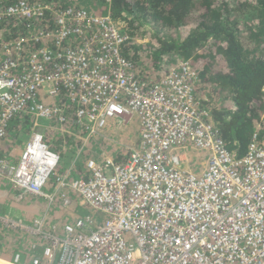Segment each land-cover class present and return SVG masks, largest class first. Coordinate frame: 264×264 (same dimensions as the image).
<instances>
[{
    "label": "built area",
    "instance_id": "2783aa9c",
    "mask_svg": "<svg viewBox=\"0 0 264 264\" xmlns=\"http://www.w3.org/2000/svg\"><path fill=\"white\" fill-rule=\"evenodd\" d=\"M104 22L117 25L109 14L74 5L0 2V154L10 124L24 117L54 122L63 134L71 132L69 123L82 121L81 138L87 141L106 132L108 127H99L111 113L133 115L144 102L150 129L140 135L125 163L107 157L111 164L102 167L92 158L76 177L71 169L59 171L61 156L45 131L31 134L17 161L1 157L0 177L10 187L54 200L58 195L46 193L45 187L56 182L63 204L71 202L67 194L73 191L83 206L102 216H79L61 233L44 231V221L36 220L35 229L49 238L42 254L28 259L0 246V264H264V141L258 140L259 125L246 152L237 156L197 95L200 76L191 60L148 80L123 53L127 32L120 25L105 30ZM127 81L129 89L124 88ZM151 82L153 89L144 92ZM82 84L87 91L76 88ZM47 96L57 100L46 102ZM74 102L80 107L68 111ZM83 102L94 106L92 124L84 119L89 105ZM156 141L163 144L151 150ZM191 144L198 153L210 151L204 169L189 167ZM174 146H185L186 152L166 160ZM0 220L8 230L32 223L7 214ZM128 243L135 248L129 257Z\"/></svg>",
    "mask_w": 264,
    "mask_h": 264
},
{
    "label": "trees",
    "instance_id": "16d2710c",
    "mask_svg": "<svg viewBox=\"0 0 264 264\" xmlns=\"http://www.w3.org/2000/svg\"><path fill=\"white\" fill-rule=\"evenodd\" d=\"M18 1L0 0L5 5ZM30 1L51 2L62 8L72 6L66 4L70 0H60L61 6L57 4L59 0ZM98 2L93 0L96 9H86L92 14L111 15L127 32L129 39L123 53L140 75L151 73L159 78L155 73L163 71L174 54L193 55V66L200 76L197 95L210 109L227 147L242 156L255 132V127L250 129L255 122L259 124L258 140L264 141V0ZM67 110L73 111V108ZM15 122L19 123V119ZM68 128L74 132L79 130L76 123H69ZM80 146L76 144V148ZM3 147L0 158L7 157L8 147ZM54 149L63 157L64 147ZM121 157L124 161L120 163L125 162L127 158ZM15 232L27 233L20 228L13 229ZM8 237L5 234L2 241V236L0 245L9 242L10 252V244H16ZM40 237L29 236L37 242Z\"/></svg>",
    "mask_w": 264,
    "mask_h": 264
},
{
    "label": "rangeland",
    "instance_id": "374dc122",
    "mask_svg": "<svg viewBox=\"0 0 264 264\" xmlns=\"http://www.w3.org/2000/svg\"><path fill=\"white\" fill-rule=\"evenodd\" d=\"M98 2V0H97ZM61 6L60 0L57 1V4ZM99 3V2H98ZM66 4H72L76 7L81 6L84 8H94L97 7L94 5L93 0H70L69 3ZM172 60L167 65L165 69L161 72H156L155 74H159V78L164 74L166 71H169L172 67L177 65L179 62L186 61L188 59L191 60L192 64L195 61V57L192 55L191 57H184L181 54L173 55V57H170ZM208 59V58H207ZM142 63V62H141ZM148 80L158 79L154 77L153 74L147 73L144 75ZM46 102H51L54 100H57L56 98H51V96H47L43 98ZM264 114V113H263ZM15 121H13L14 123ZM12 123V124H13ZM257 122L254 123L253 127L251 126L250 129L255 127ZM56 126L54 122L48 121L44 118H39L37 122H35L34 117H24L19 119V123L13 124L12 129L8 130L7 132V139L6 147H8L7 150V156L10 157L13 160H16L18 156L21 154L24 145L26 144L27 140L31 137V134L35 131H45L47 134V138L50 140V144L53 147L61 146L64 147V150L72 149L70 152H66V155L63 158L62 164H67L62 166L61 165V171H64V169H71V175L75 176V172L82 171L85 167L86 161L89 159H96L99 163L104 162V158L100 156V158L97 156V154L100 155V151L102 152L106 150L107 156L114 158L116 161H124L121 156H127L130 147L136 146L137 139L139 141V131H140V119L139 117L134 114L132 116L131 120L129 122L124 121L120 118H113L108 122V125L104 128L107 130L103 134H96L94 136H91L90 139L83 140L81 136L83 134H79V136L75 139V137H72V134L65 133L63 134L61 130L54 127ZM103 129V130H104ZM80 133V132H79ZM70 138V140L67 141V138ZM83 138H85L83 136ZM77 142V143H76ZM69 144H72L73 146L68 147ZM77 145L80 146V154H75L76 148H73ZM9 145V146H8ZM53 147V148H54ZM83 147V148H82ZM191 147L194 148L193 145ZM82 148V149H81ZM191 155V156H190ZM206 154H199L197 152L193 153L191 152L188 156L189 157V167H192V169H196V171H199L201 169H204L203 166V156ZM105 156V155H103ZM70 163V166L68 165ZM69 166V167H68ZM0 183L2 184L5 181L0 178ZM51 183V182H50ZM56 182H53L51 186L57 187ZM6 184V183H5ZM20 190V189H16ZM53 190L46 191V193H52ZM23 192L22 190H20ZM62 193V192H61ZM61 193H58V196H55L54 200H50L46 195H37L39 198L46 200L42 203V205H38L42 200H38L36 198L34 202H38L37 206L34 208L35 210L39 209V216H36L34 219H32L29 222H32L29 224H35L36 220H43L44 221V231L46 232H52V233H61L63 230V227L65 224L70 223L72 221H75V219L79 216L86 217L87 215L99 217L101 214L99 212H93V210H89L85 208H77L75 212H73L72 207L75 205V203L79 205H83L81 203V200L79 196L75 192L68 191V196L71 200L69 204H63L62 199L59 197V195H62ZM26 195V196H25ZM24 198H22L21 195L17 196L16 200L17 203L14 204V206H11L10 204H5L6 207L1 208L0 212H7L10 217L14 216V209L20 210L21 208L17 207L20 204H25L28 201L29 203L32 202L30 200L29 195L25 193ZM27 201V202H25ZM25 202V203H24ZM38 213V212H37ZM4 215V214H2ZM0 214V216H2ZM25 223L27 221L23 220ZM4 226V225H3ZM35 226V225H34ZM5 227H2L0 224V238L2 241L4 240L5 234H8V238H12L11 240L14 241V243L17 245H20L21 247L16 246L17 248H23L25 247L28 252L34 255H41L42 250L44 246L40 243L42 239L41 237L38 239V242L34 238H29V236H35L30 234H21L18 232L13 233V229H7V231H4ZM17 228V227H16ZM47 242L49 243V238H45ZM9 242H6V244H2L0 246L7 247V244ZM25 243V246H24ZM4 247V248H5Z\"/></svg>",
    "mask_w": 264,
    "mask_h": 264
},
{
    "label": "bare ground",
    "instance_id": "6f19581e",
    "mask_svg": "<svg viewBox=\"0 0 264 264\" xmlns=\"http://www.w3.org/2000/svg\"><path fill=\"white\" fill-rule=\"evenodd\" d=\"M116 22V21H115ZM100 24V23H99ZM105 30H108V29H110V28H112V27H118L117 25H113V24H110V23H108V22H104V23H102V24H100ZM89 72H90V70H89ZM122 73H124V72H122ZM153 87H154V83L152 82V83H149V84H146L145 86H144V88H142V90L144 91V92H149V91H151L152 89H153ZM76 88H82V91H87L86 90V88H88V85H77L76 86ZM124 88H126V89H129V84H128V81L127 82H125L124 83ZM141 90V91H142ZM118 94L119 95H121V88H119L118 89ZM131 94H132V96H133V98H135V99H137L138 98V96H136L135 94H133V92H131ZM141 95L143 96V92H141ZM121 97V96H120ZM142 99V98H141ZM61 100V99H60ZM123 103H124V105H127L128 104V101L126 100V99H123ZM90 104V102H83L82 103V105H89ZM80 103L79 102H74V104H73V106H72V108H73V110H77L80 106ZM137 106H140V107H137L136 109H135V111H134V113H133V115L131 114V115H129V116H124V117H121L122 115L121 114H119V113H111L110 115H109V117H107V118H105L104 120H103V125L102 126H100L99 127V129L100 130H103L107 125H108V122L111 120V119H113V118H120V119H123L124 121H126V122H129L130 120H131V118H132V116H134V114H136L138 117H139V119H140V132H141V135L142 134H144L145 132H146V130H148V131H150V129H149V124H148V121H146V119L143 117V113H142V111H143V106H146V103H144V102H142V104H139V105H137ZM92 107H94V106H92V105H89V106H84V108L86 109V111H87V116H86V118H84L85 119V121H86V123H90V124H92V123H94L95 122V113H96V111L92 108ZM57 123H59V120H57L56 121V124ZM76 126L79 128V130L77 131V132H74L73 130H71V129H69L68 128V126H67V128L71 131L70 132V134H72V136H75L76 138L79 136V134H82L83 132H84V129H83V127H85V123L84 122H82V121H77L76 120ZM9 130V129H8ZM80 132V133H79ZM7 139V138H6ZM5 139V140H6ZM165 139V138H164ZM5 140H4V142H3V145H4V143H5ZM160 144H163V142H159V141H156L154 144H152V145H150V149L151 150H153L154 148H156V147H158V146H160ZM191 145H193V144H191ZM194 146V145H193ZM133 148H137V147H134V146H131L130 147V150H129V152H130V155H129V158H130V156H131V152H132V149ZM192 148V150L194 151V152H197L198 153V151H196V148L194 147H191ZM80 148H79V150L77 151V154H80ZM146 148H144L143 149V152L144 153H146ZM185 151V146H183V148L182 149H180V147L179 146H174V147H172V148H170V149H168V151H167V155H166V160H169L171 157H173V156H179L182 152H184ZM201 151H202V153H199V154H206V155H204L203 156V159H202V161H203V164H205L204 163V161L205 160H208L209 159V157L211 156V154H210V151L209 150H207V149H201ZM186 152V151H185ZM60 154V153H59ZM61 156V155H60ZM191 156V155H190ZM189 156V157H190ZM128 158V159H129ZM13 160V159H12ZM15 161V160H14ZM62 161H63V158H62V156H61V163L59 164V169H61V165L62 166H64V164H62ZM106 162H108L109 164H111V162H110V160L109 159H107L106 160ZM106 162L104 163V164H101L102 165V167H104L105 165H106ZM125 163V162H124ZM120 164H123V162L122 163H120ZM66 169H64V171H65ZM89 172L90 171H88V174H89ZM52 190H53V188H52ZM53 193H56V194H58V193H61V191L57 188V187H54V190H53ZM32 195H36V194H32ZM97 212H99L100 214H101V216H102V213H101V211H97ZM101 216H99V217H101ZM13 218V217H12ZM17 219V218H16ZM17 220H19V221H23L22 219H17ZM34 226V225H33ZM32 225H30L29 226V224H28V226L26 227V229H24V230H29V232H32L35 236H39L40 235V230H39V227L37 226V230L35 229V226L33 227ZM17 228H19V226H16ZM31 229V230H30ZM41 240H46L45 238H44V236L42 235V239ZM42 242V241H41ZM40 242V243H41ZM47 244H49L48 242H46V243H44V244H42L43 246H46ZM125 250H126V253L125 254H127L128 255V257H129V255H131V254H134L135 253V248H134V246L132 245V244H130V243H128V244H126V246H125ZM141 259H143V257H141ZM1 263H3V264H8V263H5V262H3V261H1Z\"/></svg>",
    "mask_w": 264,
    "mask_h": 264
},
{
    "label": "crops",
    "instance_id": "0c3cea01",
    "mask_svg": "<svg viewBox=\"0 0 264 264\" xmlns=\"http://www.w3.org/2000/svg\"><path fill=\"white\" fill-rule=\"evenodd\" d=\"M14 121V120H13ZM13 121H12V123H13ZM10 124V126H9V130L10 129H12V127H13V124ZM78 128V127H77ZM140 135H141V132L139 131V141H140ZM138 141V139H137V142H139ZM6 144V142L4 143V145ZM71 146H73L72 144H69V146L68 147H71ZM73 148H76V146L75 147H73ZM55 150V149H54ZM72 149L70 148V149H67L66 148V150H64L63 152H64V154H63V158H64V156L66 155V152H70ZM79 150V148H76V151H75V154H77V151ZM103 155H105V156H103ZM129 155H130V152H128V154H127V156H126V161L128 160V158H129ZM20 156V155H19ZM19 156H18V158H19ZM97 156L100 158V156L101 157H103L104 158V162L102 163V164H104L105 162H106V160L108 159L107 157H109V156H107V153H106V150H104L103 152H102V150L100 151V155L99 154H97ZM18 158L15 160V161H17L18 160ZM114 160V159H113ZM125 161V162H126ZM117 162V161H116ZM117 163H120V162H117ZM124 163V162H123ZM64 165H67V164H64ZM68 165L70 166V163H68ZM68 166V167H69ZM204 167H205V164L203 165ZM68 169V168H67ZM84 170V169H83ZM83 170L82 171H77V172H75V176L74 177H76V176H79V175H81L82 173H83ZM1 178V177H0ZM1 180V179H0ZM6 183V184H5ZM3 182L2 184L0 183V209L1 208H4V207H6L5 206V204H10L11 206H14V204H16L17 203V196H19L20 195V193H18V192H20V190H16L15 188H13V187H10V185H8V183L7 182ZM53 183V182H52ZM52 183H49L46 187H45V190L47 191H50V190H52V186H51V184ZM62 192V191H61ZM71 192H73V191H71ZM24 193V192H23ZM62 194V193H61ZM26 196V195H25ZM22 198H24V196L22 197ZM29 198H30V200H32V202L31 203H29L30 201H25V202H27V203H25V204H20V205H18L17 207H19V208H21L20 210H17V209H15V208H13L14 209V216H12L14 219H22V220H25V221H27V222H29V221H31L32 219H34L36 216H39V209L38 210H35L34 208L37 206V204H38V202H34L35 201V199L34 198H36V199H38V200H42L38 205H42V203L43 202H45L46 200H44V199H41V198H39V196H37V195H32V194H29ZM85 208V209H87L86 208V206H81V205H79V204H77V203H75V205L72 207V210H73V212H75V210L77 209V208ZM38 212V213H37ZM0 214L2 215V214H7V215H9L7 212H0ZM11 216V215H10ZM0 224L2 225V227H5V225L3 224V222L0 220ZM28 224V223H27ZM4 225V226H3ZM4 229V231H7V228L5 227V228H3ZM31 230V229H30ZM26 232L27 233H25V234H30V235H34L32 232H29V230H26ZM23 232H21L20 233V235L22 234ZM42 242H41V244H44V243H46L47 241L46 240H41ZM11 246H10V248L11 249H13V250H17V251H20V252H22L23 253V255L26 257V258H30V257H32V256H34V254H31L30 252H28V250H26L25 249V247H23V248H17L16 246L17 245H13V244H10ZM24 246H25V243H24ZM7 248V247H6ZM11 254V253H10Z\"/></svg>",
    "mask_w": 264,
    "mask_h": 264
},
{
    "label": "clouds",
    "instance_id": "9594fccd",
    "mask_svg": "<svg viewBox=\"0 0 264 264\" xmlns=\"http://www.w3.org/2000/svg\"><path fill=\"white\" fill-rule=\"evenodd\" d=\"M259 124L258 123H256V125H255V128L258 126Z\"/></svg>",
    "mask_w": 264,
    "mask_h": 264
}]
</instances>
